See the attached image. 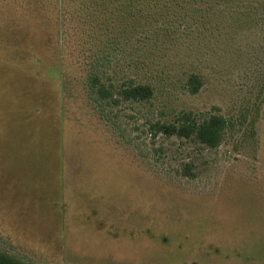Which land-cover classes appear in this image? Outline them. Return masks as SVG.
Masks as SVG:
<instances>
[{
    "label": "rangeland",
    "instance_id": "obj_1",
    "mask_svg": "<svg viewBox=\"0 0 264 264\" xmlns=\"http://www.w3.org/2000/svg\"><path fill=\"white\" fill-rule=\"evenodd\" d=\"M35 3L0 0V252L264 264V0Z\"/></svg>",
    "mask_w": 264,
    "mask_h": 264
},
{
    "label": "trees",
    "instance_id": "obj_2",
    "mask_svg": "<svg viewBox=\"0 0 264 264\" xmlns=\"http://www.w3.org/2000/svg\"><path fill=\"white\" fill-rule=\"evenodd\" d=\"M42 2L49 3L50 0H36L35 5L40 6ZM92 79L94 76L90 75ZM93 82V81H92ZM189 86L192 93H197L201 87L200 78L196 75H192L189 80ZM102 93V90H100ZM152 96V91L144 87H135L132 91L125 92L126 100L138 101L141 99H147ZM187 121V120H186ZM227 127V121L221 116H213L203 124H198L195 121H187L185 125L180 126L175 132L185 138L194 137L200 143L209 147H217L221 140L223 132ZM0 264H24L20 260H17L6 253L0 252Z\"/></svg>",
    "mask_w": 264,
    "mask_h": 264
}]
</instances>
